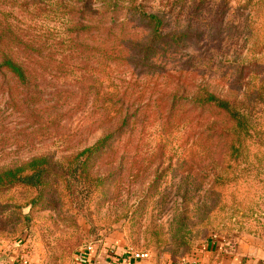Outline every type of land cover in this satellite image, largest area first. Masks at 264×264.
<instances>
[{
  "label": "rangeland",
  "instance_id": "obj_1",
  "mask_svg": "<svg viewBox=\"0 0 264 264\" xmlns=\"http://www.w3.org/2000/svg\"><path fill=\"white\" fill-rule=\"evenodd\" d=\"M79 1H87L92 11H105L100 21L115 27L105 45L145 42L149 31L138 21L141 13L162 22L159 33L188 37L170 56L173 78L164 81L165 88L162 78H144L130 67L106 63L110 71L104 68L125 90L127 103L142 108L140 113L149 105V114L141 116L150 117L113 151L102 152L95 170L100 175L116 170L121 155L135 147L141 161L125 160L122 178L103 183L91 202L84 200L79 183H48L39 193L16 189L0 195V247L13 250L19 264H79L80 254L104 246L122 249L123 257L148 253L154 264L208 262V248L229 262L264 264V149H251L261 160L260 174L251 160L253 173L236 183H211L210 162L224 152L206 134L201 149L194 146L195 136L185 146H191L188 174H178L184 137L165 150L163 169H155L157 161L150 156L160 131L155 100L175 85L202 87L236 105L257 102V119L264 122V0H0V25L16 27L43 46L39 55H31L40 56L43 67L36 64V72L48 83L41 86L43 106H60L58 128L33 127L28 98L8 76L0 77V170L38 154L50 155L60 168L61 158L102 135L96 102L79 87L89 84L96 60L103 59L94 48L98 42L89 32L69 43L66 29V13L77 10ZM55 85H60L58 99L52 94ZM202 115V129L222 121L211 112ZM155 172L161 178L152 183Z\"/></svg>",
  "mask_w": 264,
  "mask_h": 264
},
{
  "label": "trees",
  "instance_id": "obj_2",
  "mask_svg": "<svg viewBox=\"0 0 264 264\" xmlns=\"http://www.w3.org/2000/svg\"><path fill=\"white\" fill-rule=\"evenodd\" d=\"M75 5H79L77 10L69 8L66 13L68 16L66 29L70 32L69 43L74 38L82 41L90 32L98 42L94 48L103 58L96 60L95 77L89 78V84L79 87H82L80 89L82 92L91 94L93 101L96 102L95 110L100 115L104 130L101 137L91 146L77 149L61 158L60 168L52 162L50 155L38 154L28 157L20 165L1 169L0 195L16 189L34 190L39 193L48 183H79L84 200L91 202L93 199L96 200V194L102 190L103 183H117L122 178L125 160L133 161L135 165L141 161L140 149L135 147L133 153L121 155L122 162L118 164L116 170L107 169L103 175L95 170V161L102 152L113 151L124 137L133 135L136 128L142 126L150 117L141 116L149 114V105H146L147 110L140 113L142 108L127 103L125 90H121L122 88L108 71V73L104 71V68L108 67L106 63L109 67H130L144 78L154 80L162 78L165 88L164 81L169 83V79L173 78L169 67L170 56L182 47L181 42L185 41L188 35L161 34L158 30L162 28V22L156 16L141 13L138 21L149 31L145 42L130 40L124 41L119 48L113 45L112 47L102 44L113 37L115 28L103 25L100 21L99 17H103L105 11L102 9L98 12L92 11L87 1H79ZM99 38L104 41L99 43ZM42 49V45L29 39L23 31L8 24L0 25V77L5 79L8 76L16 88L22 90L21 93L28 98L33 127L44 126L47 130H54L60 124V106L56 102L48 107L43 106L41 86L45 84V80L36 72V64L40 65V69L43 66L40 63V56H31L32 53L39 55ZM107 75L108 79L105 78ZM163 90L164 92L155 100L154 117L159 121L160 127L153 152L150 153L154 158L153 162L157 161L155 169H163L165 150L184 137L180 143V146L184 147L179 158L181 172L178 174H188L189 170H192L188 161L189 157L192 158L191 146L186 148L185 146L189 139L195 136L194 146L201 149V140L202 138L204 140L206 134L212 146L224 152L210 162L211 183H236V179L244 180L250 177L254 167L256 173L258 166L261 165L256 152L264 149V122L261 123L257 119L260 113L257 110L259 106L257 102L250 100L248 105H236L234 101L220 98L202 87L194 89L192 86L188 88L175 85ZM52 94L56 99L60 98V85H55ZM68 110L66 109L64 114ZM204 112H211L221 118V123L213 121L202 129ZM139 116L141 119H138ZM252 147H256L257 151L251 153ZM251 160L255 165L252 166V170L249 169ZM237 165L242 169L238 170ZM232 174L236 177H232ZM256 174L259 175L260 172ZM159 178L161 176L155 172L152 183H156ZM39 196L40 194L33 200L35 205L40 201Z\"/></svg>",
  "mask_w": 264,
  "mask_h": 264
},
{
  "label": "crops",
  "instance_id": "obj_3",
  "mask_svg": "<svg viewBox=\"0 0 264 264\" xmlns=\"http://www.w3.org/2000/svg\"><path fill=\"white\" fill-rule=\"evenodd\" d=\"M209 249V248H208ZM206 249L204 255L210 257V261H202V260H198L193 264H244V260H237L236 262H229L224 260V256L220 257V254H216L217 252H211L210 249L208 250ZM94 251H90L88 254H85L83 259L81 261H79V264H125L127 261L126 257L124 255L121 256V254L124 253V251L122 249H117L115 252L112 250H109L108 248H106V246L97 249L96 247H94L93 249ZM208 251V252H207ZM13 250L10 251V248L5 246V247H0V264H19L16 262L13 254H12ZM216 256V260L213 262V256ZM120 256V257H119ZM22 264V263H21ZM128 264H154V263H150L149 261H141V262H132L129 261Z\"/></svg>",
  "mask_w": 264,
  "mask_h": 264
},
{
  "label": "built area",
  "instance_id": "obj_4",
  "mask_svg": "<svg viewBox=\"0 0 264 264\" xmlns=\"http://www.w3.org/2000/svg\"><path fill=\"white\" fill-rule=\"evenodd\" d=\"M90 251L91 250L89 248L86 252L80 254L79 255L80 256L79 261H81L83 259L84 255L85 254H88ZM126 256L127 257H126V260L125 261H127V262L125 264H128L129 261H132V262H141V261H148L149 260V254L148 253H133V252H128ZM127 258H129V260H127ZM22 264H27V262L26 261H23Z\"/></svg>",
  "mask_w": 264,
  "mask_h": 264
}]
</instances>
